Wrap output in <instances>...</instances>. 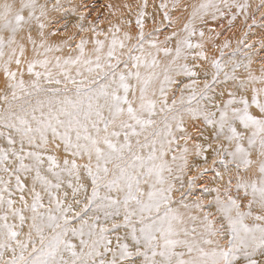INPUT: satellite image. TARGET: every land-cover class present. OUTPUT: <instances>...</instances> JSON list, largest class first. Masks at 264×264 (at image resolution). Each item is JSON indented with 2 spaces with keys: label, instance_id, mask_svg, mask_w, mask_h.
Instances as JSON below:
<instances>
[{
  "label": "snow or ice",
  "instance_id": "6c2138e0",
  "mask_svg": "<svg viewBox=\"0 0 264 264\" xmlns=\"http://www.w3.org/2000/svg\"><path fill=\"white\" fill-rule=\"evenodd\" d=\"M250 7L146 31L145 2L73 44L61 0H0V264H264V38L208 27Z\"/></svg>",
  "mask_w": 264,
  "mask_h": 264
},
{
  "label": "rangeland",
  "instance_id": "374dc122",
  "mask_svg": "<svg viewBox=\"0 0 264 264\" xmlns=\"http://www.w3.org/2000/svg\"><path fill=\"white\" fill-rule=\"evenodd\" d=\"M145 2L147 3V8L143 9L147 13L145 30L149 31L154 26L153 17H155L156 21L162 18L163 10L159 8V5L161 3H170L169 6L171 7V0H61L64 6L63 10L58 13H53L55 17L54 27L59 28L60 32L53 39H62L76 34L74 44L79 42L80 36H84L85 38L94 37V34L91 32L81 33L77 27L78 24H82L86 29L95 27L98 31L106 33L110 25H117L121 24V21L130 20L132 22L131 26L121 24V33L119 35L122 36L124 31L129 30V27L133 31L135 30L136 13L141 10L140 6L145 4ZM243 2L251 5L248 10L249 18L247 21H245L243 15H239L236 21L233 22L231 30H229L230 16H226L217 21L209 19L208 27L222 32L223 35L220 37V42H223L225 38H229L233 48L238 46L237 42L239 40L245 39L244 34L248 32L245 42L253 44L256 49H259V41L264 38V28L259 26L261 12L264 11V8L258 7L261 4V0H243ZM124 5H129L130 7H124ZM253 15L255 16L257 24L249 30L247 26L252 23ZM81 16L84 17L83 21L80 19ZM64 25L67 27L64 28ZM168 31H171V29H162V32ZM161 36L163 37V34ZM100 39H103V36ZM240 47L243 48V45H240ZM259 55L264 56V51L260 52Z\"/></svg>",
  "mask_w": 264,
  "mask_h": 264
},
{
  "label": "bare ground",
  "instance_id": "6f19581e",
  "mask_svg": "<svg viewBox=\"0 0 264 264\" xmlns=\"http://www.w3.org/2000/svg\"><path fill=\"white\" fill-rule=\"evenodd\" d=\"M169 1V0H168ZM130 2V1H129ZM164 2V1H163ZM166 2V1H165ZM131 3V2H130ZM160 4V3H159ZM170 4V3H169ZM150 8V7H149ZM154 10V9H153ZM153 13V12H152ZM151 13V14H152ZM157 13V12H156ZM132 14V13H131ZM158 14V13H157ZM162 15V14H161ZM135 16V15H134ZM157 17V16H156ZM159 17V16H158ZM159 19H161V18H159ZM160 20H158L157 22H159ZM160 39L162 40L163 39V37L160 35Z\"/></svg>",
  "mask_w": 264,
  "mask_h": 264
}]
</instances>
